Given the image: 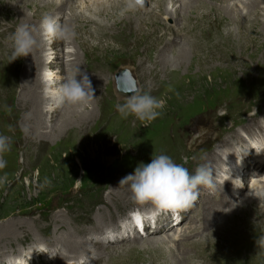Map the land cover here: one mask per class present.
Returning <instances> with one entry per match:
<instances>
[{"label": "rangeland", "instance_id": "obj_1", "mask_svg": "<svg viewBox=\"0 0 264 264\" xmlns=\"http://www.w3.org/2000/svg\"><path fill=\"white\" fill-rule=\"evenodd\" d=\"M22 1L32 5L24 7L28 10V15H31L34 6L39 4L31 0ZM157 1L145 0L142 10L147 11L150 4L159 10L160 7L156 6ZM211 1L214 8L211 4H203L202 10L188 9V12H192L191 19L187 17L188 15L184 16L183 9L179 6L173 7L172 4L167 5L172 15L179 13L177 22L165 15L150 16L157 20L156 22L167 24V27L162 26L161 23L153 24L147 14L143 15L149 19L143 20L142 23L138 18L140 16L120 14V12L116 15L113 10L109 13L101 12L96 16L93 15L94 13L89 14L93 18L88 14L77 16L74 17L75 24L80 26L79 33L85 37L76 34L70 42L43 41L38 32L41 22L39 17L49 14L33 11L32 19L40 20L39 23L30 25L37 29L34 35L38 40V46L32 54L12 61L11 45L6 42V38L22 24V19L18 15L21 4L19 7L11 6L6 0H0V55L3 56L0 57V61L5 60L3 63L7 68V73L0 72V81L3 80L2 88L5 90V96L0 102L3 99L7 100L2 106L0 104V109L3 110H0V135L8 137L10 142L9 150L0 154V158L6 162L5 166L0 168V264H5L4 261L8 256L18 255L21 249H26L37 242L55 246L61 257L63 254L66 255L67 250L71 254V249H76L80 253L83 251L82 248L75 245H86V242H89L86 234H90L87 232L92 227L96 232L100 224L111 217L116 220L119 227V219L127 216L136 206L132 205L129 187L125 185L115 188V184L128 174H134L139 164L150 163L153 154L169 155L174 162L182 164L190 174H194L196 168L204 164L205 156L217 150L226 138L234 143L233 149L227 151L226 162L231 157L237 162L232 164L233 166L240 167L244 163V168L248 167V186L242 190L244 195L253 188L252 184L255 180L264 181V164L259 166V170L255 168L259 173L252 175L253 167L264 157V152L257 153L256 149H253H259L257 144L253 148L250 147L255 150L256 155H261L251 162L248 157L250 148L235 137L239 132L244 141L250 143L260 138L251 137L242 129L251 122V117L254 118L251 119L254 124L251 123L255 126L258 119L264 121L262 117L264 71L262 76V67H257L261 63L264 64V26L255 22L249 36L247 32H238L237 24L230 21L226 23L231 25L216 24L218 20L229 19L221 4L234 5L233 3L238 0ZM164 4L165 1L163 8ZM47 9L51 12L49 7ZM248 11L250 9H244L243 13ZM258 13L257 15L260 17L262 15L261 19L264 20L263 13ZM196 15L206 16L207 20L199 21ZM257 15H252V19L254 16L257 19ZM51 16L55 14L52 13ZM61 22L65 23L64 20ZM84 24L86 28L82 27ZM243 24L244 22L240 23ZM140 25H143L142 29ZM4 28H8L7 34H4ZM148 28L151 29L150 32H147ZM175 28H181V35L178 34L179 37L172 43L174 35L171 34L170 29L176 31ZM167 29L170 32L168 31L161 40L159 50L168 40L169 57H172L180 46L183 48L177 57L164 58L168 60L169 65V69L164 74V63L151 64L148 62V55L158 48L156 39ZM117 38L121 40L115 41ZM191 41H198L204 47L201 45L192 47L189 45ZM4 44H6L5 48ZM53 47L58 50L56 59L53 62L44 61L46 52H52ZM60 49L61 51L63 49V53ZM97 60L98 66L91 72L90 67ZM62 64L67 67L65 73H62ZM78 69L89 76L91 84L94 80H103L102 84L98 83L97 89L92 85L100 94L99 100L94 97L90 102L95 106V112L98 114L92 113L90 106L89 114L83 113L87 111L85 109L78 113V119L83 118L82 120L86 122L81 123L80 120L78 124L73 122L74 125L66 128L65 135L57 136L55 131L48 132L47 140H44L42 132L46 131L41 130L39 119L41 115L39 95L43 92L39 83L41 73L45 70L48 72L54 70L55 74H60L64 79L68 75H77ZM126 69L136 81L138 91L147 92L165 101L164 107L159 110L161 114L156 120L140 121L133 115L124 118L117 111L115 105L123 104L131 95L121 92L116 81L118 73ZM53 78L56 80V77ZM79 107L83 109V105L72 106L71 112L75 114ZM51 111H47L50 116ZM62 111L63 108H60L58 112ZM60 113L57 116L54 114V119L49 118V120L56 122V117L58 118ZM51 124L52 122L48 123ZM22 128H27V132L22 131ZM69 137L71 139L68 141ZM239 157H242V163L237 160ZM244 158L246 159L243 160ZM224 166L220 168L223 169ZM220 168L218 170L222 171ZM242 169L240 172L245 173ZM240 172L236 178L237 184L243 177ZM229 176L230 173L227 177ZM77 179L81 181L78 182ZM218 180H222L221 177H218ZM259 184L254 186V190L264 194V190L261 189L264 188V182ZM215 188L206 189L205 192L213 195ZM228 191L234 195V188ZM244 195L242 194L241 197ZM239 197L236 198V203L240 201ZM229 201L228 198L224 201L225 204H219V220L224 210L228 209ZM199 207L200 205L196 208ZM258 207L263 208L257 202L247 205L245 212L238 211L243 206L234 207L233 211L237 212L229 218L230 229L239 234L244 233L246 243L237 242L229 236H218L214 233L216 226L207 225L208 228L203 235L209 238L210 244L195 249L193 246L187 248L191 260L188 263V261L184 262L188 257L181 258L182 262L184 264H199V262L200 264H264V247L258 244V240L264 237V213L257 214ZM163 214L154 227L146 228V234L143 235L137 234L127 225H122L117 234L121 237L122 234L129 233L131 240L107 244L109 246L106 251L104 249V252L92 251L89 256L83 255L81 257L83 260L80 259L86 264H96L93 261H97L102 254V261L99 264H176L174 262L176 257H181L179 249L186 248L183 244L199 239L190 227L194 215L192 210L186 215L182 214L186 217L185 224L174 227L171 215L165 212ZM196 225L199 228L198 223ZM157 228L158 232H155ZM201 230L202 228L200 232ZM251 230L258 231L257 241L251 238ZM165 231H168L173 238L176 237L175 240L168 239ZM184 232L191 236L181 239V234ZM110 235L116 236L113 232L107 234L108 237ZM135 237L137 239H133ZM47 249L49 254L43 259L46 256L48 258L43 261L40 256V259L33 264L50 262L53 257L52 249ZM169 249L174 254L168 252ZM164 252L167 255L164 256ZM247 255L253 260L247 261L245 259ZM220 256L225 260L219 258ZM90 259H93L91 263ZM75 261L78 263L80 260L72 262Z\"/></svg>", "mask_w": 264, "mask_h": 264}, {"label": "bare ground", "instance_id": "obj_2", "mask_svg": "<svg viewBox=\"0 0 264 264\" xmlns=\"http://www.w3.org/2000/svg\"><path fill=\"white\" fill-rule=\"evenodd\" d=\"M32 2H36V3H39L38 5L34 6L32 9H31V15H28L27 14V11L24 7L25 6H32L30 4H25L22 0H6L7 4L8 5H11V6H18L21 4L20 8L18 9V15L19 17H21L22 19V24H28V25H31V24H34V23H39L40 20L39 19H32V16H34V12H41V13H44L46 12V14H49L51 15L52 13L55 14L56 17H59L60 20H64L65 23L69 24L70 26H72L74 28V31L77 35H81V36H84L83 34H80L79 30L80 26H76V21L74 19V17H77V16H86L87 14H93L96 16V14L98 15L99 13L101 12H107L109 13L110 11L113 10V13L114 14H118L120 12V14H122V8H123V5H124V0H31ZM149 1V0H148ZM151 1V0H150ZM165 1V4H164V8L162 7L163 6V2ZM24 3V5H23ZM5 4V3H4ZM77 6H76V5ZM167 4H172L173 7H176V6H179L181 9H183L184 11V16H187L191 19L192 17V12L189 11L188 12V9L190 8H199L201 9V7L203 6V4H211L212 7L214 8L215 6L213 5L212 1L211 0H158L156 2V6L160 9L157 10L155 7H153L151 4L148 6L147 8V11L145 10H142L141 9H138L137 11L135 12H127L128 15H136L137 17L140 16V17H143V18H140L138 17L142 23L143 20H147L149 18H145L143 14H147L149 17L151 15H165L166 17H170L174 22H177V20L179 19L180 15L179 13L177 12L175 15H172V12L170 10V8L168 7ZM234 5H231V4H224L222 3L221 6L223 8V11L226 12V15L229 16V19L228 18H224L223 20H218L216 22V24H225L226 22L230 21L231 23H234V24H237V27L239 28V31L240 33L242 32H247V34L250 36L251 32H252V27L254 26L255 22H258L260 24H262V26H264V20L261 19V17L259 15H257L258 12L260 13H263V16H264V0H238V2H234L233 3ZM171 5V6H172ZM47 7H49L51 9V12L47 9ZM3 8V7H1ZM217 8V7H216ZM80 9V10H79ZM244 9H250V11H248L247 13H243V10ZM202 10V9H201ZM219 11H221L219 8H218ZM34 11V12H33ZM206 11V10H205ZM4 12V11H3ZM258 13V14H260ZM235 14V15H233ZM252 15H257V19H255V16H254V19ZM252 16V17H251ZM89 17H91L89 15ZM196 17L199 18V21H204V20H207L205 19L206 16H203V17H199L196 15ZM39 18H43V17H39ZM93 18V16L91 17ZM151 18V17H150ZM183 18V17H182ZM181 18V19H182ZM91 20H94V19H91ZM151 22L155 25H158L159 23L161 22H156L157 20L151 18ZM255 20V21H254ZM12 21V20H11ZM72 21H75V22H72ZM198 21V22H199ZM243 25H240V23H243ZM202 23V22H201ZM205 23V22H204ZM174 24V23H173ZM227 24V23H226ZM230 24V23H228ZM227 24V25H228ZM10 25V24H9ZM162 26H166L167 27V24H163L161 23ZM206 25V24H205ZM231 25V24H230ZM229 25V26H230ZM90 26V25H89ZM94 26V25H93ZM178 26V25H177ZM184 26V25H183ZM204 26V25H203ZM216 26V25H215ZM82 27L86 28V24H84ZM138 27V26H137ZM217 27V26H216ZM226 27V26H225ZM143 28V25L141 26L140 25V29ZM219 28V27H218ZM35 31L34 33L37 32V29L36 28H33ZM176 29V28H175ZM189 29V28H188ZM220 29V28H219ZM228 29V28H226ZM85 30V29H84ZM83 30V31H84ZM197 30V29H196ZM199 30V29H198ZM221 30V29H220ZM231 30V29H230ZM89 31V30H88ZM151 29L148 28L147 32H150ZM168 29L166 30L165 33L162 34V36L158 37L157 42H158V48L155 50V52L151 53L148 55V62L151 63V64H160V63H164V74H166L167 70L169 69V65H168V60L167 59H164L165 57H168L169 59H173L175 57H177L178 53L181 51V49L183 48V46H180L176 52L174 54H172V57H169L168 55V52H167V48H169L168 46L169 45V40L166 41V43H164V45L162 47H160V50H159V44H161V40H163L166 36V33H168ZM171 34L174 35V40H172V43L173 41H175V39H177L179 37L178 34H180L181 32V28H178L176 29V31L174 30H171ZM169 31V32H170ZM193 31V30H192ZM191 31V32H192ZM225 31V30H224ZM9 32L8 28H4V34H7ZM230 32V31H228ZM88 32H86L87 34ZM190 33V32H189ZM239 33V34H240ZM89 34V33H88ZM170 34V35H171ZM146 35V34H145ZM181 35V34H180ZM188 35V33H187ZM121 36V35H120ZM195 36V35H194ZM85 37V36H84ZM89 37H91L89 35ZM123 37V36H122ZM93 39V38H92ZM169 39V38H168ZM193 39V38H192ZM196 39V37H195ZM193 39V40H195ZM121 40V39H119ZM118 38L115 40V41H119ZM197 40V39H196ZM134 43V42H133ZM139 44V43H138ZM144 44V43H143ZM221 44V43H220ZM96 45V44H95ZM94 45V46H95ZM190 46H198V45H201L202 47H204L201 43H199L198 41H191ZM224 45V44H223ZM6 47V44H4V48ZM174 47V45H173ZM176 47V46H175ZM177 48V47H176ZM206 48V47H205ZM202 49V48H201ZM7 50V49H4V51ZM57 48L55 49V47L52 48V52L49 53L46 52L45 56H44V61L46 62H53L57 55ZM61 51V49H60ZM173 51V50H172ZM175 51V50H174ZM173 51V52H174ZM63 53V49L61 51ZM4 53V52H3ZM170 54V53H169ZM185 54V52L183 53V55ZM221 54V53H219ZM0 57H3L0 55ZM164 59V60H162ZM5 60H2L0 61V72H5L7 73L6 71V67L4 65V62ZM171 63V62H170ZM174 63V62H173ZM92 64V63H91ZM72 66V64H71ZM98 66V60L97 62L94 61V63L91 65L90 69H91V72H93V69L95 67ZM62 67V73H65L67 71V67L64 66L63 64L61 65ZM69 67V66H68ZM257 67H262L261 69V75L263 74V71H264V64H259V66ZM128 71V69H126ZM176 71V70H175ZM46 72V70H45ZM48 72V70H47ZM90 72V73H91ZM129 72V71H128ZM260 72V71H259ZM44 71L41 73L43 75ZM52 74V76L56 77V81L57 83H61L63 82V77L60 75V74H55L54 70H50V72ZM58 73V72H57ZM251 74L253 75V73L251 72ZM175 76V75H174ZM173 76V77H174ZM254 76V75H253ZM263 76V75H262ZM172 77V78H173ZM256 77H253V79H255ZM102 80V79H101ZM116 81H117V76H116ZM164 81V80H163ZM167 82V81H165ZM40 86L43 87L42 85V81L40 79ZM98 83H103V80L100 81V80H94L92 82V85H95V89H97V86H99ZM3 86V80L0 81V100L2 99L4 95V88H2ZM94 89V93H95V98H97V100L100 99V94L97 93V90ZM39 97L41 98V101H40V109L39 112L41 113L40 115V128L41 130H45L46 134L44 132L43 133V138L44 140L46 139L47 140V135H48V132H52V131H55L56 135H61V134H64L66 128L68 126H71V125H74L73 122L75 124H78L79 120L80 122H86L85 120L83 121L82 119L83 118H79L78 119V113H81V111H83L84 109L87 110L83 113H87L89 114V109H90V106H91V112H95V106H93L91 103H88L89 105L86 106V105H83V109H80L81 107H79L76 111H75V114H73L71 111V107H64L63 108V111L60 113L58 112V110H52L51 111V116L49 115V113L46 111L45 113V104H47L49 101L44 97L43 95V92H41V94L39 95ZM38 97V99H39ZM99 98V99H98ZM7 102V100L3 99L2 102H0L1 106L3 104H5ZM43 103V104H42ZM122 103V102H121ZM42 105H43V108H42ZM257 108V107H256ZM258 109V108H257ZM2 110V109H0ZM98 110V109H97ZM3 111V110H2ZM5 111V110H4ZM55 112V113H54ZM100 112L101 114H103L102 112V109L100 108ZM53 113V114H52ZM60 113V116L57 118L56 117V122L52 121L54 119V114H57ZM96 113V112H95ZM94 113V114H95ZM98 114V113H96ZM81 115V114H80ZM83 116V115H82ZM81 116V117H82ZM259 116V115H258ZM251 117V116H250ZM256 117V116H255ZM262 117H264V113L262 115ZM260 117V118H262ZM49 118H51L52 120H49ZM253 117L250 118V121L252 122L253 120H251ZM45 119L47 121H45ZM86 119V118H85ZM254 119V118H253ZM43 120V122H42ZM257 121V120H256ZM49 122H52L51 125H48ZM248 122L246 124V127H244V129H242L243 131H245L247 134H249L251 137H254L256 138L257 136L260 137V138H256V140L254 141H251L254 142V143H250V141H244L243 139V136L237 132L235 137L237 139H239V142L242 143V144H245L247 145V147H255L258 145L257 141L261 140V141H264V121H262L261 119L257 121L256 123V126L253 125L254 122ZM235 123V122H234ZM233 123V124H234ZM45 125V126H44ZM43 128V129H42ZM226 130V129H225ZM258 132H257V131ZM230 131V130H229ZM255 131V132H254ZM220 133V132H218ZM230 133V132H229ZM65 135V134H64ZM225 135V134H224ZM229 135V134H227ZM217 137V136H216ZM227 137V136H226ZM218 138V137H217ZM61 139V138H60ZM71 139V137H69L67 140L69 141ZM43 140V139H41ZM40 141V140H39ZM215 143V142H214ZM217 144V143H216ZM233 142L230 140V139H226L221 143V145H219V147L217 148V150L215 151H212L210 152L209 154H207L205 156V160H204V164L203 165H207L209 166L213 172H214V184H215V190H214V193L213 195L205 192V190H211L210 188H206V187H203L201 186L200 189H199V197L198 199L190 206L188 207V210L186 209H183V215H186L188 211H191L192 210V214L194 215L193 216V220H192V223H191V226L192 227V230H194V233H196L195 235L199 237V239H197L196 241H192V242H187V243H184L183 245L186 246V248L180 250L179 249V253L181 254V257L178 258V256L176 257L175 259V263L176 264H184L181 260V258H187L189 256V253L190 251L186 250L187 248H192V246L195 248H200V247H206L207 245L210 244V241H209V238L206 236L203 235V232L208 228V226H213L215 225L216 226V231L214 233H217L218 236H229L231 238H233V240H236L237 242H240V243H246V237L243 235L244 233H237L235 231H233L232 229H230L229 225H228V222H229V218H231L230 216L233 215L235 212L237 211H233V208L234 207H240V206H243L242 209L238 210L239 212H245V208L247 205L250 206L253 205V204H256L259 203L263 208L261 207H258V210H257V214H261V213H264V199H263V196L262 195L263 193H260L261 191L259 190H254V186H256V184L258 185V183L262 184L263 179H258V180H255V182H253L252 184V187L245 195L244 193L242 192L243 188L248 186V183H247V180H248V177L247 175H249L247 169L248 167L243 168V171L245 172L243 177H242V180L239 181V184H237V181L236 179H233L232 176L230 175L229 177L227 178H224V176L222 174H227L228 171H226V166H227V163H226V159H227V151L229 152L231 149H233ZM257 144V145H256ZM218 145V144H217ZM259 146V145H258ZM250 148V153L248 155L249 159H251V162L254 161L255 159H258L259 156L261 155H256L255 153V150H252ZM255 149V148H253ZM213 150V149H211ZM264 151V150H262ZM203 154V153H202ZM231 154V153H230ZM229 158V157H228ZM264 157H262L258 164H255V166L253 167V172H252V175H256L257 173H259L257 170H259V166H263L264 164ZM204 158H202L203 160ZM241 163H242V157H239L238 158ZM246 158H244L243 160H245ZM199 160V159H198ZM233 159H228V161H231L232 162ZM234 161V160H233ZM245 162V161H244ZM247 162V161H246ZM263 162V163H262ZM222 165H225L224 168L222 169V174L220 173L221 171H219L218 169L220 167H222ZM230 168V167H229ZM228 168V169H229ZM257 168V170L255 169ZM250 169V168H249ZM250 172V171H249ZM232 173V172H231ZM248 173V174H247ZM258 176V175H257ZM218 177H221L222 180H218ZM254 178V177H253ZM264 178V176H263ZM222 181V182H220ZM251 181V180H250ZM120 181L116 182L117 184H115V188H120V184H119ZM219 183V184H218ZM221 184V185H220ZM259 184V185H260ZM263 187V186H262ZM232 189L234 188L235 192H234V195L229 193V189ZM259 189H260V186H259ZM264 190V188H261ZM233 192V190H232ZM245 192V191H244ZM244 195L243 197H241L242 194ZM241 194V195H240ZM240 196V201L238 203L235 202L236 198ZM202 198V199H201ZM230 199V201L228 202V209L224 210V213L222 214V217L220 218L219 220V217L218 214H219V204L221 203H224V201L226 199ZM234 201V202H233ZM227 202V201H226ZM225 204V203H224ZM128 205H131V204H128ZM134 205V204H132ZM200 205L199 208H196ZM258 206V205H257ZM221 209V208H220ZM249 210V209H248ZM256 211V210H255ZM222 213V212H221ZM163 214V213H162ZM160 215V217L158 218H161L163 217V215ZM248 214H250L248 212ZM170 215V214H169ZM208 215V217H207ZM262 215V214H261ZM259 215V216H261ZM264 216V215H263ZM206 219V220H205ZM102 220V219H101ZM161 220V219H160ZM256 220V219H255ZM97 222V220H96ZM186 222V221H185ZM161 223V222H160ZM184 223V222H183ZM181 222V224H183ZM199 225V228L196 227L197 224ZM172 225V223H170ZM180 224V225H181ZM178 225V226H180ZM208 225V226H207ZM93 224H91L90 227H92ZM166 226V225H165ZM165 226H163L165 228ZM170 227V226H169ZM167 227V228H169ZM194 227H196V229H193ZM229 227V228H227ZM246 227L249 229V226L246 225ZM62 228V227H61ZM118 228V224L116 223V220L111 217L108 221L105 220L104 222H102L100 224V227H98V230L95 232L94 230V227H92L87 233H90V234H86L87 235V240L89 242H86V245L84 244H76L75 246L77 247H80L82 248V252L78 253V251L76 249H71V254H69V251L67 250L66 252V255L63 254V256L61 257L59 255V251L55 248V246H50L49 244L47 243H43L44 246H46V248H51L52 249V254H53V250H55V253L53 254V257L52 259L50 260V264H86V262H83V255L86 254V256H89V254L92 252V251H103V249L106 251L108 249V246L107 244H115V242L119 243L121 240H131V236L129 235V233H124L122 234L121 237H119L118 235L116 236H107V234L111 233L112 232L114 233L113 230H116ZM147 228V227H146ZM198 228V229H197ZM200 228H202L201 232H200ZM113 229V230H111ZM147 230V229H145ZM155 230V229H154ZM161 230V229H159ZM190 230V229H189ZM258 230V229H257ZM135 231V230H133ZM152 231V230H150ZM186 231V229L184 230ZM214 231V230H213ZM147 232V231H146ZM155 232H158V228L156 229ZM166 232V231H165ZM163 232V233H165ZM211 232V231H210ZM251 233V238H253L254 241H257L259 239V237H256V232L258 231H253L251 230L250 231ZM66 234V233H65ZM165 234H167V238L171 239L172 241L175 240L173 236L169 235L170 233L167 231ZM258 234V233H257ZM143 235V234H142ZM209 235V234H208ZM66 236V235H65ZM139 236V235H137ZM191 235H189L187 232H184L181 234V239H186L187 237H190ZM260 236V235H259ZM67 237V236H66ZM165 237V238H166ZM210 237V236H209ZM213 237V236H212ZM215 237V236H214ZM150 238V237H149ZM133 239H137L136 237L133 238ZM213 240V238H211ZM211 240V241H212ZM215 240V239H214ZM251 240V239H250ZM63 241V240H62ZM60 242V241H59ZM123 242V241H121ZM239 243V244H240ZM65 244V243H64ZM254 244V243H253ZM257 244V243H256ZM259 244V243H258ZM53 245V244H52ZM67 246V245H66ZM214 246V245H213ZM257 246V245H256ZM212 247V245H211ZM215 247V246H214ZM213 247V248H214ZM254 247V246H253ZM252 247V248H253ZM63 248V247H62ZM60 248V249H62ZM228 248V247H227ZM203 249V248H202ZM226 249V248H225ZM231 249V248H229ZM227 250V249H226ZM251 250V249H250ZM253 250V249H252ZM20 252H22V250H20ZM104 252V251H103ZM168 252H171L173 253V251H171L169 249ZM214 252V251H213ZM226 252V251H225ZM220 253V252H219ZM262 253V252H261ZM40 254V253H39ZM165 254L167 255L166 252H164V256ZM174 254V253H173ZM200 254V253H199ZM256 254V253H255ZM264 254V253H263ZM19 255V254H18ZM31 254H29L30 256ZM195 255V254H194ZM219 255V254H218ZM253 255V253H252ZM174 256V255H173ZM200 256V255H199ZM244 256V255H243ZM4 257V256H3ZM163 257V256H162ZM161 257V258H162ZM81 258V259H79ZM101 258V259H100ZM202 258V256H201ZM207 258V256H206ZM219 258H222L221 256ZM256 258V257H255ZM47 258H42L41 260L45 261ZM79 259L80 261H75V262H72L74 260H77ZM223 259V258H222ZM240 259V258H239ZM245 259L248 261V259H252V257H250V255L248 256H245ZM72 260V261H71ZM93 259H90V263ZM174 260V258L172 259ZM171 260V261H172ZM191 259L188 257L187 259L184 260V262L190 261ZM198 260H201V259H198ZM197 260V261H198ZM225 260V259H223ZM102 261V254L100 257H98V260L96 261H93V262H96V264H99L100 262ZM167 261V260H166ZM206 261V260H205ZM216 260H214L215 262ZM92 262V263H93ZM173 262V261H172ZM173 262V263H174ZM196 262V261H195ZM207 262V261H206ZM217 262V261H216ZM219 262V261H218ZM5 263V261H4ZM49 263H44V264H49ZM192 263V262H191ZM202 263V262H201ZM200 264V262H199ZM205 264V263H203ZM214 264V263H212Z\"/></svg>", "mask_w": 264, "mask_h": 264}, {"label": "clouds", "instance_id": "obj_3", "mask_svg": "<svg viewBox=\"0 0 264 264\" xmlns=\"http://www.w3.org/2000/svg\"><path fill=\"white\" fill-rule=\"evenodd\" d=\"M145 0H124L122 14L135 12L143 8ZM34 29L28 24H20L11 33L6 42L11 45L12 61L32 54L38 46V40L34 35ZM40 38L45 42L61 40L70 42L76 33L74 28L67 23H62L59 17L45 15L38 28ZM81 77L77 79V77ZM42 91L49 101L45 110L60 109L64 107L81 106L90 103L94 97L89 76L77 70V75L65 76L63 82L57 83L49 72H44L42 77ZM165 101L158 99L147 92L135 91L129 95L123 104H116L119 114L127 118L135 116L140 121L151 122L160 116V109ZM27 132V128H22ZM9 138L0 135V154L9 150ZM259 149L257 153L264 152V141H257ZM6 162L0 158V168ZM77 181H81L78 180ZM120 186L127 185L130 191V199L136 206L129 212L133 221L139 219H151L152 216L164 212H176L190 207L199 197L201 186L214 188V172L207 165H200L194 174L182 164L165 154H153L150 163L139 164L134 174L123 177ZM264 195V194H262ZM264 247V237L258 240ZM5 264H24V258L18 255H10L5 259Z\"/></svg>", "mask_w": 264, "mask_h": 264}, {"label": "water", "instance_id": "obj_4", "mask_svg": "<svg viewBox=\"0 0 264 264\" xmlns=\"http://www.w3.org/2000/svg\"><path fill=\"white\" fill-rule=\"evenodd\" d=\"M117 84L121 92L132 94L138 91L136 81L132 78L131 73L124 70L117 75Z\"/></svg>", "mask_w": 264, "mask_h": 264}, {"label": "snow or ice", "instance_id": "obj_5", "mask_svg": "<svg viewBox=\"0 0 264 264\" xmlns=\"http://www.w3.org/2000/svg\"><path fill=\"white\" fill-rule=\"evenodd\" d=\"M136 221H137V223H139V219H137Z\"/></svg>", "mask_w": 264, "mask_h": 264}]
</instances>
